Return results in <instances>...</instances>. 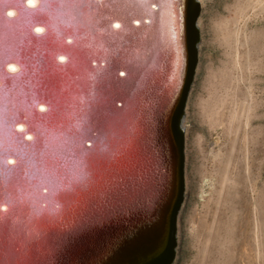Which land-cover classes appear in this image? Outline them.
Listing matches in <instances>:
<instances>
[{"label": "water", "instance_id": "1", "mask_svg": "<svg viewBox=\"0 0 264 264\" xmlns=\"http://www.w3.org/2000/svg\"><path fill=\"white\" fill-rule=\"evenodd\" d=\"M97 1L35 0L33 7L28 0H0V129L4 124L9 132L3 144L7 159L2 160L0 153V264H173L175 260L184 191L182 122L198 60L200 0L172 1L178 9L183 49L177 94L168 98L152 122L148 120L154 131L140 123L142 128L135 126L123 136L129 144L145 146L149 139L159 150L166 148L158 153L161 159L173 155L169 146L173 142L177 177L171 182L163 179L161 186L147 178L143 164L128 174L117 163L116 152L114 157L93 159L91 169L86 164L95 152L104 153L91 135L113 138L114 131L119 130V136L124 126L109 115V111L121 113L123 102L109 103L105 97L117 88L108 77L109 69H104L111 54H98V37L100 43L104 38L85 22L100 9L111 14L109 7H95ZM160 2L140 1L143 20L139 16L131 20L150 26ZM132 32L124 34L129 38ZM125 51L127 61L116 67L122 74L128 73L132 60L131 50ZM142 56L139 50L137 59ZM158 60L149 57L148 63L155 67L140 72L164 75V67L156 70ZM123 63L127 67H121ZM159 81L165 87L168 80ZM127 86L137 85L132 80ZM122 110L127 120H136ZM163 124L169 132L167 142L161 138ZM86 147L92 151H80ZM130 153H121L122 158L130 159ZM170 156L167 160L173 163ZM164 170L166 174L168 167Z\"/></svg>", "mask_w": 264, "mask_h": 264}, {"label": "rangeland", "instance_id": "2", "mask_svg": "<svg viewBox=\"0 0 264 264\" xmlns=\"http://www.w3.org/2000/svg\"><path fill=\"white\" fill-rule=\"evenodd\" d=\"M258 5V0H200L198 60L182 122L184 191L173 264L219 263L223 256L218 237L213 234L214 243L208 245V228L214 218L225 214L222 205L228 191L234 212L240 214L234 264L240 260L242 246L254 261L249 264H264V217L258 228L257 259L252 232L256 213L246 201L259 200L261 195L264 200V9ZM234 25L239 31L237 51L234 45L225 46L223 38L224 29L230 31ZM225 66L233 68L234 79L229 82L221 77ZM211 72L218 77L211 81L214 88L219 83L216 91L209 83ZM223 91L231 99L227 105H218L217 116L211 117L209 94L221 96ZM233 113L236 119H230ZM225 175L235 184L226 187V193L221 187Z\"/></svg>", "mask_w": 264, "mask_h": 264}, {"label": "bare ground", "instance_id": "3", "mask_svg": "<svg viewBox=\"0 0 264 264\" xmlns=\"http://www.w3.org/2000/svg\"><path fill=\"white\" fill-rule=\"evenodd\" d=\"M140 1L144 2L146 0H100V3L98 2V5L95 7L97 8L101 6L109 7L112 9V11L109 8L107 9L111 11V14H109L108 12L104 13V11L100 9L99 11H97L96 16L92 18L91 21L90 20L85 21L87 24L84 23L88 25L89 30L94 31V33H96L95 35H98V36L101 35L104 38V40H102V43H100V38L98 37V45L96 46L98 54L102 52L104 53V55L111 54L109 55L111 56V58H109V62L105 64L104 69L105 70L107 68L109 69L107 72L108 77L111 76V78L113 79V83H115V86L117 87L116 88L117 90L113 89L111 90V92L110 91L106 92V88H105L104 89V91L106 92L105 97L107 98V100H109V103L110 101L112 102L119 101L118 103L123 102L121 106L122 109L127 111L131 115V117L136 118V120L135 119L127 120V118H125L126 115L122 109H121V113L119 111L118 115L109 111V115L115 124H118V122L120 123L124 122V126L121 124L122 125L121 133L118 136L119 130L114 131L113 138L105 136V135H101L99 133L92 134L91 140H95L96 138V143L101 144L104 147L103 151H101L104 153L100 154V152L98 151L95 152V155H91V157L86 162V164L91 169V167L93 166L92 163H95L93 159L95 158L97 159L98 157H101L105 154L107 155L112 154L114 157V152H116V154L118 155L115 158L118 160L117 163H120L122 168L126 169L127 172L129 170H134L135 168L138 170L139 165L141 166V164H143L144 167L142 168V171L143 169H145L143 172H145V175L147 176V178H151V177L154 178V180L156 182H159V185L161 186V182L163 181V179L165 180L167 179L168 182H171L173 179L175 180V178L177 177L176 162H174L175 148L173 146V142L171 141L170 145L168 142V145L171 147V150H172L170 152H172L173 155L170 156L168 153L167 158L166 156H164V158L161 159V156H159L158 153H160V151H164L166 148L159 147L160 148L159 150L156 145H152L149 142V139L147 140V142L144 140L145 146H142V144H138V143L129 144V142H127L125 140V137L123 136L125 134L130 133L132 128H134L135 126L142 128L143 126H141L140 123H142V125L146 123L145 125L146 129L151 130L150 121L151 122L153 121V116H155V114H157L160 110H162L164 105L168 101V98L171 99V96L174 95V93L177 94L179 90L180 84L179 85L177 84L179 83L178 79L181 78L182 67H183V56H181L183 49L181 47L182 45H180L179 43V39L181 38L180 21L178 17L177 6H175V4L172 3V1L174 2V0H169V1L157 0V1H161L160 2L161 8L159 11H157L158 13L155 14L156 16H154L153 19L150 21L151 24L149 26L147 23L141 22L143 20V17H144L143 15H145V12L142 9V5ZM258 4H259L258 5L259 7L264 9V0H258ZM135 16H139L141 20L140 23L137 20H131V17L134 18ZM107 17H111V18L107 19ZM128 30L133 31L132 34L129 35V38L126 37L124 34ZM224 30H225L224 32L225 35L223 38H224L225 46L227 47H231V45L237 46L239 42L238 27L234 25L230 31L229 29L228 30L224 29ZM105 39L109 41V45L111 44L110 48H108V43H106ZM141 44H143L144 46H141ZM156 45H158V49H154V46ZM236 46H235V49H236ZM125 49L131 50L130 52L131 54L128 53L129 54L128 56H130L129 58L132 60L130 61L131 66H129L128 68L129 69L128 73L122 74L120 71L119 72L116 71L117 70L116 67H117V63H122L121 61H127L125 59L126 57ZM139 50L141 51V53L143 52V56L141 59L140 58L137 59L136 57L137 53H139ZM154 53H155V57H153ZM149 57L152 60L159 59L158 60L159 63L157 64L158 69L156 70H159L160 68L164 67L166 70L164 75L159 74L156 71L153 75L152 74L147 75L146 72H140L141 71L140 69L146 71L148 69L147 66L150 69H153L155 67L153 64L148 63ZM229 60L230 58L227 61ZM123 65L125 66L126 64L125 63L121 64V67ZM125 67H127V65ZM8 69L12 70L13 67L8 66ZM232 69L233 68H230V67L227 68L226 66L222 68L220 71L221 77L223 76L227 78L228 82L233 80L234 76H232L233 74ZM141 74L142 76H140ZM237 74L238 73H236V75ZM165 75L167 78H165ZM209 78H210L209 83L212 88L214 85L211 83V81L212 82L214 80L216 81L218 77L216 76V74L211 72L209 73ZM161 79L168 80L165 87L159 81ZM132 80H133V83H136L137 85L133 89L127 86V84L131 83ZM131 86H134V85L131 84ZM215 86H216L215 88L214 87L212 88L213 90L217 89V87H220L219 83L215 84ZM226 89H229V88H226ZM223 93L225 92L223 91ZM102 95H104V93ZM209 95H212V96L210 97V100L207 103V107H211L210 110H213V112L211 111L210 115L211 117L217 116L218 105H227L231 97H228L227 93L221 96H219L218 93H215V95L214 94H209ZM100 98H101V102L105 101V98H102V97ZM101 105L103 106L104 103ZM232 118L236 119V115L234 113L230 116V119ZM148 120L150 121L148 122ZM247 120L245 121L247 122ZM103 122H105V116H103ZM107 125H109L110 128L112 127L111 124H105L104 126H107ZM163 126L164 127H161V131H163V136L161 138H166L164 139V141L166 140L167 142L168 141L167 134L169 135V132L167 130L166 124H163ZM1 128L2 130L0 129V133L2 134L1 136L2 140H0V153H2L1 159L3 160V159H7V149L6 150L3 149V144L5 145V142L7 144L6 136H7V133L9 132H7L8 131L7 126H5L4 124L1 125ZM154 130L155 129H152L151 131H154ZM84 136L88 137L87 135H84ZM145 139L147 138L145 137ZM164 144L166 143L164 142ZM6 148H7V145H6ZM82 150L84 151V153L92 151V149L87 148V147L81 149L80 151ZM126 151L128 152L131 151L130 154L132 155H128L130 159L122 158L121 153H125ZM10 154H12V152H10ZM169 156L172 157V160L174 159L173 163L170 159L167 160ZM13 159L14 157L13 158L11 157L8 161H12ZM18 161L20 160L17 159V162ZM165 162H167V166L164 165ZM105 164L106 163H104V165ZM165 167L166 168L168 167V171H166V174L164 170ZM173 167H174V171L172 170ZM129 173L130 172H128V174ZM115 177H118V176H114V175L112 176V178H115ZM124 178L128 179L126 175L124 176ZM232 183L233 181L229 182L227 179V176L225 175L222 179L221 187L223 186L224 190L226 189V187H228L229 189L234 188L235 184L234 183L232 184ZM225 193H226V190H225ZM229 194L231 193L228 191L225 197L223 196L224 202H223V205L221 204L222 206H224L225 214L223 216L218 214L219 216L217 217V219L214 218L210 224V227L208 228L209 235L207 237V244L209 245L211 242L214 243L213 234L214 235L216 234V237H218V244L222 250L220 255L223 257L221 260L219 259V263L217 264H234L235 260L237 259L236 254H235L237 246L235 244H236V241L239 239V234L237 235L236 232L238 231L237 228L239 227V223L237 222V219L239 218L240 214L236 212L237 210H235L234 212L235 207L231 206L233 201L228 200V196H230ZM18 200L20 201V198ZM235 201L238 202L237 200ZM246 201L247 203H250V207L252 206V209L256 213V216L254 215L255 216V220H254L255 226L253 227L252 232L254 233V240L256 242L257 259H258V257L260 256V252H259L260 248H259V242H258V228L262 225V222H263L264 200L261 195L259 197V200H257V198L255 197H252V199L246 198ZM214 203H215V200H214ZM244 250H245V246L244 247L242 246L241 251H240L241 257H240L239 262L236 264H249V261L254 262L251 258L245 255ZM204 251H206L205 245H204ZM214 264H215V261H214Z\"/></svg>", "mask_w": 264, "mask_h": 264}, {"label": "clouds", "instance_id": "4", "mask_svg": "<svg viewBox=\"0 0 264 264\" xmlns=\"http://www.w3.org/2000/svg\"><path fill=\"white\" fill-rule=\"evenodd\" d=\"M29 6H35V0H28ZM30 138V137H29Z\"/></svg>", "mask_w": 264, "mask_h": 264}]
</instances>
